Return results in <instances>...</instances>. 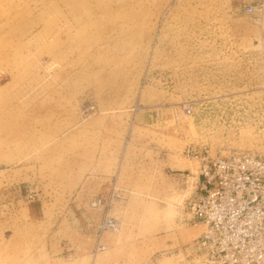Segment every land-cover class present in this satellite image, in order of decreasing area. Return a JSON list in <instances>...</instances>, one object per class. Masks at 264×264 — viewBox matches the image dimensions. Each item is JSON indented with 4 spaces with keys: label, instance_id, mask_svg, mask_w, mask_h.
I'll return each mask as SVG.
<instances>
[{
    "label": "rangeland",
    "instance_id": "374dc122",
    "mask_svg": "<svg viewBox=\"0 0 264 264\" xmlns=\"http://www.w3.org/2000/svg\"><path fill=\"white\" fill-rule=\"evenodd\" d=\"M263 149L264 0H0V264H207L201 157Z\"/></svg>",
    "mask_w": 264,
    "mask_h": 264
},
{
    "label": "built area",
    "instance_id": "2783aa9c",
    "mask_svg": "<svg viewBox=\"0 0 264 264\" xmlns=\"http://www.w3.org/2000/svg\"><path fill=\"white\" fill-rule=\"evenodd\" d=\"M254 10L248 6L245 12L252 14ZM186 112L189 114L190 109ZM187 154L199 156L193 150ZM201 159L193 190L182 206L190 214V221L203 226L189 251L207 264H264V149L232 151L214 158L206 155ZM189 179L184 175L182 183ZM120 198L112 189L90 205L105 208ZM118 228V221L104 213L94 250H104L100 238Z\"/></svg>",
    "mask_w": 264,
    "mask_h": 264
},
{
    "label": "crops",
    "instance_id": "0c3cea01",
    "mask_svg": "<svg viewBox=\"0 0 264 264\" xmlns=\"http://www.w3.org/2000/svg\"><path fill=\"white\" fill-rule=\"evenodd\" d=\"M29 209L32 211V212L29 211V216H30V217L37 216V210H36L35 207L29 206ZM102 237H103V236H102ZM101 243L104 244V242L102 241V238H101ZM94 244H95V238H94L93 246L91 245L90 248H89V251H90L91 253L93 252Z\"/></svg>",
    "mask_w": 264,
    "mask_h": 264
},
{
    "label": "bare ground",
    "instance_id": "6f19581e",
    "mask_svg": "<svg viewBox=\"0 0 264 264\" xmlns=\"http://www.w3.org/2000/svg\"><path fill=\"white\" fill-rule=\"evenodd\" d=\"M250 151H253V150H250ZM97 197H98V196H96L95 198H97ZM95 198H94V199H95ZM94 199H92V200H94ZM90 203H91V202H90ZM98 207L102 208V206H98ZM98 207H97V208H98ZM117 221H118V220H117ZM118 223H119V221H118ZM119 228H120V223H119ZM119 228H118V229H119ZM118 229H117V231H118ZM117 231H116V232H117ZM106 233H107V232H106ZM111 233H114V232H111ZM102 236H103V235H102ZM101 238H102V237H101ZM101 238H100V242H101ZM95 243H96V241H95ZM101 244H102V243H101ZM102 245L104 246V250H102V251L107 250L108 247H107L106 245H104V244H102ZM94 248H95V245H94ZM94 248H93V252H94V253L102 252V251H95Z\"/></svg>",
    "mask_w": 264,
    "mask_h": 264
}]
</instances>
